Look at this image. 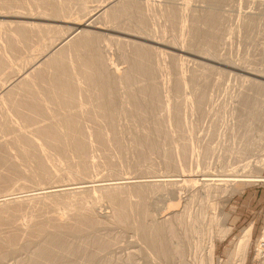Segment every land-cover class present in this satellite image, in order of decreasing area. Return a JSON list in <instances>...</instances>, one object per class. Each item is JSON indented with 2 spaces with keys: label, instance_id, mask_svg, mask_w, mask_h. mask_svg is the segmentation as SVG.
<instances>
[{
  "label": "rangeland",
  "instance_id": "1",
  "mask_svg": "<svg viewBox=\"0 0 264 264\" xmlns=\"http://www.w3.org/2000/svg\"><path fill=\"white\" fill-rule=\"evenodd\" d=\"M145 2L0 0V196L12 194L0 198V264H123L128 252L178 264L208 237L213 264L254 262L264 181L217 192L195 180L264 159V0ZM96 13L83 43L63 41ZM182 173L200 185L176 188L188 204L159 234L170 187L21 198Z\"/></svg>",
  "mask_w": 264,
  "mask_h": 264
},
{
  "label": "bare ground",
  "instance_id": "2",
  "mask_svg": "<svg viewBox=\"0 0 264 264\" xmlns=\"http://www.w3.org/2000/svg\"><path fill=\"white\" fill-rule=\"evenodd\" d=\"M147 1L148 0H146V2ZM97 16H98V14L96 13V14L92 15L91 17L87 18L86 21H85V23L84 22L82 24L75 23L74 24L75 26H73V31L67 37H65V39L63 41L75 39L82 32L81 33V36L79 35V37H77L75 39V41L77 42L78 40H81L82 43H83L86 40V39H83V37H84L85 33L87 35V32H85L87 30V27L92 26V23L95 22L94 20L97 18ZM86 43H85V45H86ZM60 44H62V42ZM56 52H58V51H56ZM48 59H49V57H48ZM112 89H114V88H112ZM249 161H251V160H249ZM252 162L253 161H251V163L249 164L250 167H251V169L252 168L258 169V167H260L259 169L262 170L261 168H264V159L261 160V162L260 161L253 162V163ZM242 165H243V163H242ZM249 165H246V166L249 168ZM244 169H246V168H244ZM251 169H249L248 172L246 170L247 173L245 171H243V172L239 171L240 173H235L233 175L232 174L231 175L230 174H226V173L225 174L224 173H220V175H219V173H217L218 175H215V174L214 175H212V174H202L201 175V178H199L198 180L196 179L195 181H199V183L204 188H208V190L214 189V190H217V192L219 190L226 192V191H228L229 186L235 185L237 183H244L245 184V183H248V182H262V181H264V176H262V175H255L254 174L255 170L252 171ZM257 174H259V173H257ZM187 176L188 175L182 173V174H175V175L149 176V177H146V178H144V177L143 178H140V177H130V176L127 177L126 176V177H118V178H115V179L85 180V181H81V182H77V183H67V184L65 183V184H62V185H52V186H48V187L37 188V189H34L32 191L30 190L31 192H27L28 194H26V195L23 194V196L21 198L38 199V198H41V197L62 196V195L71 194V193H77V192H81V191H90V192L91 191H94V190H99V191L100 190H106V191H109V190H115V189H119V188H123V187H127V186H133V187H149L150 186V187H156V188L158 187V188H161V190H162L163 187H170L171 188V193L169 195V199L172 200V202L168 205L167 210L165 209V211H163L162 213H159V217L157 215V217H158L157 219H156V216H155V218H154L155 220L153 221V225H157L155 228L158 229L157 232L159 234L160 231H161V229H162L161 227L163 225L161 227H158V224L160 226L161 224H164L165 222H169V221L174 220L178 215H180V212H181V211L180 212H177L178 210L175 211L176 209H174V208L176 206H180V205L185 204V203L188 204L187 202H188L189 198L187 199V202L185 201V202L182 203L181 202V197L180 198L177 197L176 192L178 193V191H176V188H184L185 191L187 190L188 192H194L195 187L198 186V185H200L199 183H198V185H196L197 183H195V184L194 183L188 184L189 182H193V181H192V179H188ZM231 188H232V186H231ZM224 192L222 194H224ZM9 195H12V194H9ZM9 195L8 194L2 195V196H0V198L5 199ZM18 198H20V197H18ZM9 200H10V198H9ZM13 200H15V199L12 198V201ZM0 201H2V200H0ZM7 201H5V203ZM184 207H186V205H184ZM198 220H199V218H198ZM120 221L123 222V223L124 222H127V220H125V217H123V216L121 217ZM199 222H200V224H203V225L206 224V222H207L206 217H204V219L201 218L199 220ZM212 223L213 222L211 220L209 222V225L211 226ZM206 228H208V227H206ZM208 232H211V231H208ZM152 234H153V232H152ZM247 235H248V233H247ZM214 247L215 246H214V243L212 241V238L211 237H208V239L204 243H201V246L199 247V250H198V247H197V250L196 251H200L199 260H197L196 257L195 258L193 257V259H191L192 258L191 257L190 259H186V260L182 258V259L179 260L180 263H178V264H195V263L198 264V261H199V264H203L204 263L203 261L205 260V258L209 260L210 264H213V260H214ZM134 250L135 249H133V251ZM129 253L130 252H128V254L126 255V259L123 260V261L129 262L131 264H143L141 261L138 262V258L139 257H138L137 252H132L130 254ZM149 253H148V255H149ZM157 253H158V251H157ZM152 254L155 255L154 251H153ZM153 257L154 256L152 255L151 258H153ZM153 261L157 262L154 259H153ZM153 261H152L153 264H158V263H155ZM126 262H123V264H126ZM175 263H176V261H175Z\"/></svg>",
  "mask_w": 264,
  "mask_h": 264
},
{
  "label": "built area",
  "instance_id": "3",
  "mask_svg": "<svg viewBox=\"0 0 264 264\" xmlns=\"http://www.w3.org/2000/svg\"><path fill=\"white\" fill-rule=\"evenodd\" d=\"M252 264H264V239L260 241L256 258Z\"/></svg>",
  "mask_w": 264,
  "mask_h": 264
}]
</instances>
